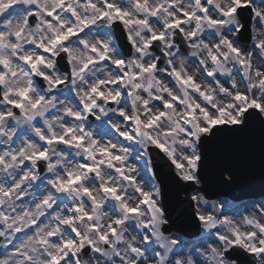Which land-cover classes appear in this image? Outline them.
<instances>
[{"label":"snow or ice","instance_id":"snow-or-ice-1","mask_svg":"<svg viewBox=\"0 0 264 264\" xmlns=\"http://www.w3.org/2000/svg\"><path fill=\"white\" fill-rule=\"evenodd\" d=\"M250 20L253 51L245 43ZM124 33L130 53L117 46ZM177 36L193 56L203 53L199 63L214 86L177 62ZM153 48L164 53V67ZM0 66V264H89L93 257L106 264L264 261V201L258 213L237 221L219 209L197 207L193 214V202L207 204L201 195L182 201L177 193L181 210L174 214L168 192L175 184L199 193L193 184L204 180L205 146L221 134L243 133L253 120L264 126V0H0ZM20 74L42 78L35 79L40 95H33L31 80L5 90L9 76ZM77 81L88 84L81 89ZM70 82L76 102H59L65 93L57 90ZM57 105L59 133L52 119L41 121ZM89 115L107 120L123 140L104 142L71 123ZM21 121L31 135H17ZM54 146L77 149L83 162L53 173ZM220 180H235L230 166L221 167ZM28 196L32 201L17 203ZM196 220L213 242L192 244L185 255L182 225ZM130 229L136 234L126 239Z\"/></svg>","mask_w":264,"mask_h":264},{"label":"water","instance_id":"water-1","mask_svg":"<svg viewBox=\"0 0 264 264\" xmlns=\"http://www.w3.org/2000/svg\"><path fill=\"white\" fill-rule=\"evenodd\" d=\"M155 152H158L156 149ZM206 165L203 170V186L200 187L209 198L227 195L235 199L254 198L264 194V126L257 120L250 122L248 128L241 134H221L205 146ZM224 165L232 168L235 180L225 184L220 180V170ZM229 172H224L223 176ZM181 185H184L181 182ZM186 185V184H185ZM170 188H177L180 192L179 199L188 201L192 189L184 191L180 185L170 184ZM193 188H197L193 184ZM186 193L188 198L181 197ZM179 195V194H178ZM176 207L175 196L171 199ZM186 207V204L184 205ZM193 214H194V206ZM181 210L176 207V213ZM173 230V229H172ZM182 230H187L182 225ZM171 231V230H170Z\"/></svg>","mask_w":264,"mask_h":264},{"label":"clouds","instance_id":"clouds-1","mask_svg":"<svg viewBox=\"0 0 264 264\" xmlns=\"http://www.w3.org/2000/svg\"><path fill=\"white\" fill-rule=\"evenodd\" d=\"M74 51L77 54H79L78 48H75ZM51 59H52L53 63H55V57H52ZM176 59L177 60L180 59L179 55L176 57ZM102 67H105V69H106V66H102ZM49 71H51L53 76H57L59 70L58 69H49ZM193 74L194 75L196 74L195 71L193 72ZM29 80L32 81L33 95L34 96L40 95L38 85L35 82V77L32 75L25 76V75L20 74V75H17L15 78L9 76L8 82L3 87L5 88V90H7V88H9V87H11V88L24 87V86L28 85ZM77 84L81 87V89H83V87L86 86L88 84V82L85 81L83 84H80V82L77 81ZM72 87H73V85L70 82L68 84H65L63 88L57 90V92H64L65 93V95H63L64 99L59 98V102H63L66 99L69 100L68 99V93H69V89ZM46 89H47V83H46L45 90ZM54 95H55V93H54ZM13 98H16V97H13ZM59 102H58V104H59ZM85 116L87 117V114H85ZM53 117H56V119H53ZM43 119H52V123L56 126L57 133L62 131V127L60 125L63 122V114L61 111L58 110V105H57V110L49 109V111L46 113V116L41 118V121H43ZM71 123L77 128H79L81 126V124L86 125V126H90L92 124V122L89 121L88 119H85L82 122L72 121ZM43 126L44 125L42 122L41 127H43ZM120 126L124 127L123 124H121ZM18 127H19V129H21V135L22 136L25 134L31 135V131L25 122L21 121ZM87 131L93 132V130H91L90 128ZM108 141H112V140H108ZM125 147H127V146H125ZM81 155H82V153H79L78 150L75 148L68 149V148H60V147L54 146L52 149H50L51 163L56 166L53 169V173L60 174L61 170H68L71 168H76L77 164L79 163L78 158H80ZM130 155L135 156V150H133L130 153ZM127 163L130 166L135 167V164L131 163L130 160H128ZM46 173H47V176L45 178H47L50 175V173H48L47 171H46ZM109 175L110 174H109L108 170L105 169L104 176L108 177ZM111 180L113 183H119L118 179L115 176H112ZM89 186L93 188V191H94L97 199H103V194L100 192L99 188L96 185L93 184V185H89ZM69 201L74 202L72 195H69ZM81 227L83 228V224L81 225ZM133 236H134L133 234H129L128 237H126V239L131 238ZM137 242H139V241H137ZM89 264H106V262L103 258L97 259V258L93 257L89 261ZM112 264H117V261L113 260ZM256 264H264V261L257 260Z\"/></svg>","mask_w":264,"mask_h":264},{"label":"rangeland","instance_id":"rangeland-1","mask_svg":"<svg viewBox=\"0 0 264 264\" xmlns=\"http://www.w3.org/2000/svg\"><path fill=\"white\" fill-rule=\"evenodd\" d=\"M186 2H189V0H186ZM257 2L259 3V0H257ZM258 31H259V29H258ZM113 39H114V35H113ZM174 51H176V49H174ZM255 55L258 56V52H256ZM179 57H180V59H178L177 62H179V60H181V59H183L184 62H186L184 56H182L180 53H179ZM185 64L187 66V69L191 73H193L195 71V73H196L195 75L198 76L199 80H204L202 75L196 70V67H195L194 63H192V66H189L187 64V62ZM0 67H2V66H0ZM166 82H168V81H166ZM68 95L72 96L71 99L69 97H68V99L75 103L76 102L75 101V94L69 92ZM60 98L64 99V96H61ZM112 115H114V114H109V116H112ZM115 115H117V119H119L118 114H115ZM67 119L69 121H71L72 118L68 117ZM14 124H15V122H13V125ZM90 129L93 130V132H94V134H95V136H96V138L98 140H100L101 138L103 139L104 142H107L108 140H112L113 142H115L117 139L123 140V137H120L119 134L116 133L115 130L111 128V126L108 124L107 120H105L103 122L98 120L97 124L95 126H93L92 128H90ZM102 129L106 130V131H102ZM86 130H89L88 126L86 127ZM17 135L18 136H22L21 135V129L17 130ZM128 143L129 142L125 141L124 142V146H128ZM13 146H15V145H13ZM0 147H3V146H0ZM129 160H130L131 163H133L135 165L137 164L136 160H134L132 158H130ZM78 162H81V163L83 162L81 157L78 158ZM34 183H35V185L39 186L41 182L37 181V182H34ZM98 183L99 182L97 181V186H98ZM30 191H35L36 195L39 196L41 190L39 188H34V189L30 190ZM194 195L203 196L202 194H199V193H195V194H193V196ZM204 200L207 201L205 198H204ZM30 201H32V196H28L26 198L22 197L20 201H17V203L18 204L22 203V202L23 203H28ZM68 202L70 203V201H68ZM87 203H90V202H88L87 199H86V205H87ZM220 205H223L222 209L219 207ZM30 206L34 207L33 205H30ZM197 207H199L204 212H213L215 209H219V212H223L224 215L232 217V218L236 219L237 221H239L241 216L249 215V214H253V213H258L259 208H260V206H258V205L255 206L254 204H240V205L235 206V205H232L229 200H216V201H213V202L207 201V204L201 203L200 205H197ZM233 210L236 211V214H230V211H233ZM104 211L108 212L109 215H111L110 209L104 208ZM241 211H243V212H241ZM219 212H217L216 214H219ZM42 220H45V218L42 219ZM45 222H46V220H45ZM129 234L135 235L136 233L133 232L130 229L129 232L127 233V235H129ZM172 235L175 238V233H172ZM198 238H197L198 240L196 242H189V244L186 245V247H185V255L187 254V248L190 247L192 244H198L199 242L204 241V240H207V243H209V244H211L213 242L212 239H208L207 233L203 229V226H202V236L198 237ZM11 250L12 249H11V246H10L8 251H11ZM3 252H5L4 249H3ZM116 261H117V264H119V258H117Z\"/></svg>","mask_w":264,"mask_h":264}]
</instances>
